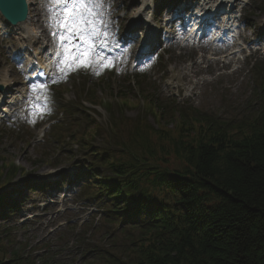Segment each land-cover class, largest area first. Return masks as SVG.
Returning <instances> with one entry per match:
<instances>
[{"label":"trees","instance_id":"trees-1","mask_svg":"<svg viewBox=\"0 0 264 264\" xmlns=\"http://www.w3.org/2000/svg\"><path fill=\"white\" fill-rule=\"evenodd\" d=\"M253 70L264 95V70ZM142 93L156 126L110 112L107 127L88 128L107 144L87 146L78 193L122 240L93 245L85 264H264V109L231 127ZM9 209L0 196V221ZM1 232L0 264H27Z\"/></svg>","mask_w":264,"mask_h":264},{"label":"rangeland","instance_id":"rangeland-1","mask_svg":"<svg viewBox=\"0 0 264 264\" xmlns=\"http://www.w3.org/2000/svg\"><path fill=\"white\" fill-rule=\"evenodd\" d=\"M107 1L110 3L112 0ZM177 1L150 0L154 9L148 15L152 17L157 13L160 19L165 14L163 5L166 2L175 5ZM196 3L201 8L205 6L204 3L209 8L216 4L209 3V0ZM235 5L237 9L233 17L239 18L240 9H244L246 14L238 23V33L247 38L240 39L243 45L240 48L246 49V52L237 57L236 64L223 67L222 62L212 63L204 55L213 51L201 46L198 49H184L181 53L175 50L163 57L157 65L147 66L148 61L144 60L138 68V72L143 73L139 74L142 78H135L140 82L138 84L130 76L132 73L129 67L123 69L114 64L112 73L104 70V74L99 75L94 69L88 73L86 69L79 68L57 82L62 101L60 105L55 104L54 114L57 115L56 122L61 123L65 129V135L59 142L51 143L48 133L46 138H42L43 131L51 130L49 125L43 127L48 112L42 117H35L34 123L30 111L24 118H14L0 126V166L2 159H6L9 168L14 166L17 171L15 174L8 172V180L0 178V195L11 198L17 207L14 215L7 214L6 221L0 223L3 231L1 235L20 248L19 252L27 264H85L95 258L96 253L90 250L93 245L111 249L107 243L111 239L106 237L122 240L119 230L105 229L101 213L95 207L81 203L78 195L74 194V186L69 184L76 174L74 166L85 164V157L90 155L85 146L96 149L107 144L103 141L104 134L95 138L86 135L91 125L88 115L104 126L109 123L110 116L103 108L95 109V114H84L81 111L76 102L83 96L85 89L95 90L93 92L103 98L105 103H111L115 117L123 116L130 120L147 118L152 125L156 123L147 110L142 91H148L162 102L166 99L174 100L184 111L188 107L195 108L199 113L231 127L243 124L264 109V95L251 69L256 64L264 69V15L256 11L254 0H239ZM114 10L117 11L114 23H120L115 28L121 26L130 29L133 17L129 14L130 8L118 0ZM2 21L0 18V24ZM144 29L131 34L125 31L124 36L133 35L134 39L128 40L126 44L139 46L137 37L138 34L142 35ZM17 43L16 36L10 32L7 37L0 39V82L7 76L8 81L14 84L11 89L13 92L20 90L25 82V63L16 59V48H12ZM252 48H260L261 51L249 59L245 58L248 53H252ZM227 57L220 56L219 59L228 62ZM201 59L204 62L202 65ZM101 75L105 84L95 81L96 76ZM121 97L128 99L131 104H121ZM68 105L77 112H67L65 108ZM86 107L91 109L88 105ZM7 127H10V131L5 132ZM70 137L76 141H70ZM110 142L115 143L114 140ZM9 168L2 167L4 175ZM45 184L44 188L42 185ZM31 188L36 190L31 191ZM106 233L108 235L105 240L101 239Z\"/></svg>","mask_w":264,"mask_h":264},{"label":"snow or ice","instance_id":"snow-or-ice-1","mask_svg":"<svg viewBox=\"0 0 264 264\" xmlns=\"http://www.w3.org/2000/svg\"><path fill=\"white\" fill-rule=\"evenodd\" d=\"M105 0H49L52 36L57 42L55 65L59 76L49 79L57 83L79 68L100 70L114 67V60L106 54L110 35L105 16ZM31 115L42 117L49 110L50 92L47 83L30 86Z\"/></svg>","mask_w":264,"mask_h":264},{"label":"bare ground","instance_id":"bare-ground-1","mask_svg":"<svg viewBox=\"0 0 264 264\" xmlns=\"http://www.w3.org/2000/svg\"><path fill=\"white\" fill-rule=\"evenodd\" d=\"M115 4L118 2V0L114 1ZM217 2L220 4V7L216 10L217 12L213 14V10L212 9H208L209 11H207V9L205 8L201 13L206 14L208 16H210L212 22H216L218 23L224 16H228V20L224 21L225 23V27L228 28L230 27V23H231V28L230 30H228L227 32L232 33V29H233V19L231 18V14L233 13V11L231 10V12H227L225 13L223 11V9L225 7L229 8L230 6H232V1L229 0H217ZM122 3L125 7L130 8L129 10V14L133 15L132 17V23L130 24V30H129V34H131V32H133L132 30H134L135 26L138 27V22H143L142 26L147 28L148 26H151V28L153 29V37L150 38V40H148L147 44L148 45V49L149 47H151L152 42L154 40V35H155V28L153 25V22L151 20V18L149 16H147L146 12L150 9V5H149V0H122ZM209 3H214V0H210ZM29 4L31 5V10H30V17L28 19V21L24 24L21 25L17 28H12V30L17 34L20 33L21 34V38L24 40L23 45L18 49L17 53L21 52L23 49L24 50H28L29 52V56L27 58L28 60V67L26 68L27 70L30 68H36V66H40V68L44 67L46 65L45 62V58L43 57V52H41V48H37V50H35V47H37L38 45V41L40 39L41 36H46V30L44 29L43 26H41L39 24V17L41 16V10H38L37 14H33L32 10H33V3L32 1H29ZM233 9V6H232ZM105 11V16L103 17L107 22H108V30L110 32L109 37L107 38V44H108V49L106 50V54L107 53H113L114 51H117L116 48L112 47V39L113 37L111 36L112 34V29H113V25L111 24V20H112V13H110L109 8L106 7L104 8ZM226 14V15H223ZM194 16H191V18H193ZM49 24V21H48ZM38 26V30H40V32L35 31L31 28H33V26ZM19 35V34H17ZM120 37H121V41H127L124 38V33L121 32L120 33ZM243 39H247L245 36H242ZM131 39H133V36L131 35L130 37ZM32 42H34V44H32ZM155 44H153L152 46H154ZM110 47V48H109ZM147 47V46H146ZM138 48V45H126L125 48H123L124 50L128 49L131 50L132 52H134L136 49ZM146 50V48H144ZM232 56V60L233 57L236 56V53H234ZM236 58V57H235ZM234 58V59H235ZM234 62V60H233ZM31 77H34L35 80H37L36 76H37V68L35 71L34 75H30ZM29 78V77H28ZM0 85H3L5 88L10 87L11 88V82L8 81L7 77L4 78V80L1 82ZM9 104L13 103V102H8ZM3 111H0V117L2 116Z\"/></svg>","mask_w":264,"mask_h":264},{"label":"water","instance_id":"water-1","mask_svg":"<svg viewBox=\"0 0 264 264\" xmlns=\"http://www.w3.org/2000/svg\"><path fill=\"white\" fill-rule=\"evenodd\" d=\"M0 10L12 25L24 22L28 14L26 0H0Z\"/></svg>","mask_w":264,"mask_h":264}]
</instances>
